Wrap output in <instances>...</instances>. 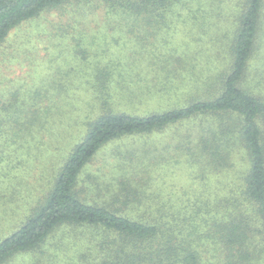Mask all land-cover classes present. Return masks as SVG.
Segmentation results:
<instances>
[{"label": "trees", "instance_id": "1", "mask_svg": "<svg viewBox=\"0 0 264 264\" xmlns=\"http://www.w3.org/2000/svg\"><path fill=\"white\" fill-rule=\"evenodd\" d=\"M55 10L66 16L67 23L87 27L94 22L99 27L110 26V33H121L124 27L131 31L147 28L150 34L171 24L188 22L199 28L208 24L215 31L207 35L222 42L209 49L207 65L182 89L181 105L145 115L115 110L114 101L118 103L121 98L111 94L129 77L137 61L123 69L121 63L127 60L119 57H113L112 63L97 60L91 65L84 51L83 62L94 75L79 76L76 83L84 82L87 87L72 86L66 80L56 100L51 98L54 91L41 98L39 111L34 106V116L41 112L47 116L41 125H35L36 131L52 135L48 112L56 106L74 105L82 97L90 102V115L80 119L81 137L66 153L62 165L45 179L39 176L47 182L40 190L29 189L27 179L16 185L6 182L7 191L0 185L6 192L0 191V206L18 201L20 194L23 199V191L31 202L11 232L0 239V264H264V64H255L258 54H264V0H0V48L13 29ZM77 10L83 11L82 17L76 15ZM77 42L84 48L93 43L86 44L87 38L85 44L81 38ZM171 57L177 69L184 57ZM167 64H160L159 71L150 77L157 80L160 90L148 87V96L165 95L171 86L179 91L176 85L180 76ZM94 76L92 86L90 78ZM92 97L100 99L101 108H97L99 103H91ZM203 117L215 119L219 130L204 128L198 151L193 144L186 149L193 161L216 167L218 182L212 185L208 169L200 170V175L199 171L192 172L191 180L202 187L187 189L189 200L177 198L168 190L162 196L155 189H145L148 178L132 170L93 171L102 153H136L124 142L129 137L147 136ZM18 132L14 143L23 137L22 129ZM235 137L244 153L242 162L228 158L230 140ZM0 155L1 163L8 155ZM233 167L237 169L236 181L229 180ZM3 178L10 177L6 173ZM119 178L126 183L115 190L113 182ZM4 182L0 178V184ZM107 182L112 183L107 186ZM150 195L153 206L148 207L141 197ZM28 256L35 259L25 263Z\"/></svg>", "mask_w": 264, "mask_h": 264}, {"label": "rangeland", "instance_id": "2", "mask_svg": "<svg viewBox=\"0 0 264 264\" xmlns=\"http://www.w3.org/2000/svg\"><path fill=\"white\" fill-rule=\"evenodd\" d=\"M212 3L218 10L216 3L214 1ZM69 7L72 8L73 4ZM227 11L233 12V8H227ZM76 15L82 17L83 11L77 10ZM173 25L161 30L154 29L150 34H147L149 32L147 28L140 27L132 31L131 28L124 27L121 33L119 31L110 33V26L99 27L94 22H89L87 27L79 22L67 23L66 16L55 10L49 14L43 13L13 29L0 48V152L8 155L5 156L4 162L0 163V178L5 181L0 185L6 188V182L16 185L18 181L27 179L29 189L40 190L45 181H41L39 176L43 175V179L49 177L52 171L62 165L66 153H69L74 144L78 142L77 139L81 137L82 131L79 121L90 115L89 101L87 102L80 96L81 100L75 102L74 105L68 103L62 109L56 106L48 112V120L51 125L53 124L54 129L52 135L46 131L40 133L36 131V126L41 125L44 119L46 120L47 114L42 112L36 114L35 123L34 106L39 111L38 103L43 101L41 98H47L52 91L54 92L51 98L53 101L56 100L58 90L64 86L63 83H67L66 80L72 86L80 87L84 82L76 83L79 76L94 75L90 71L91 68L83 62L81 54L84 51L88 53V59L92 61L91 65H96L94 62L97 60L112 63L113 57H119V59L127 60L126 63H121L123 69L124 66L128 67L137 61L129 77L111 90L113 97L121 98L118 103L114 101L115 110L133 115H145L152 111L168 110L177 104L181 105L182 100L179 95L182 89L191 83V76L200 74L203 67L207 65L206 60L209 61V59L205 60V57L210 54L209 49L222 40L207 35L212 29L215 31V28L208 24L203 27L204 30L191 26L188 22H185V25L182 23H178V26ZM221 34L222 32L219 35ZM80 38L83 44H85V38H87L86 44L90 41L93 43L85 48L84 45L78 46L80 43L77 39ZM262 40L264 41V33ZM177 55H183L184 60L175 69L173 67L175 61L171 56ZM196 60L201 62L198 63ZM162 63H169L167 64L169 69L179 74L176 86L180 89L178 91L175 86H171L169 91H165V95H158L151 91L152 94L157 95L148 96L147 92L150 91L148 87L153 91L160 90L156 83L157 80L149 79L155 71H159L158 68ZM257 63L264 64V54L261 55V52L255 60V64ZM121 65L117 63L119 68ZM85 70L89 73L86 74ZM95 78L96 76L90 78L92 86ZM85 81L87 83V78ZM195 93L196 90L190 95ZM146 96L149 98H144ZM99 100L95 97L93 100L92 97L91 102L99 103L98 109L102 107ZM73 120L75 123H72ZM56 123L59 127L69 130L58 128ZM217 126L215 119L203 117L172 124L147 136L129 137L124 142L128 144V149H133L136 153H102L101 158L99 157L94 163L93 171L98 172L99 168L106 170L105 172H119V169L132 170V172H137L138 176L145 175L148 178L149 182L145 189H155L157 192H162V196L168 190L177 194V198L183 197L189 200L187 189L196 191L202 187L200 182L191 180L192 172L199 171L200 175V170L208 169L213 185L218 182L215 180L218 170L216 167L210 168L206 161H193L186 147L193 144L194 149L198 151L203 131H206L208 127L212 131L217 130ZM30 127H34L32 132L29 131ZM18 129H22L21 136L23 137L20 142L14 143V139L19 138ZM237 140V138L230 140L231 145L228 149L231 153L228 158L232 161L240 159L242 162L244 153H241V145ZM65 143H67L66 146H64ZM102 157L108 158L110 162L104 161ZM19 160L21 162L18 168ZM237 169L233 167L229 170V180L236 181L234 177ZM6 173L10 178H3ZM222 177L224 178V175ZM109 183L112 182H107V186ZM124 183H126L125 180L119 178L113 182V186L116 190ZM7 189L8 187L6 191ZM3 190L5 189H0L1 193L6 194ZM22 193L23 199L22 197L20 199V194L18 198L16 197L18 201L0 206V239L11 232L9 229L15 221L20 219L26 207L31 203L26 192ZM141 200L144 205L153 206L151 195L141 197ZM199 223L203 224V222ZM201 229L205 228L201 227ZM34 259L35 256L24 257V262L28 263Z\"/></svg>", "mask_w": 264, "mask_h": 264}]
</instances>
